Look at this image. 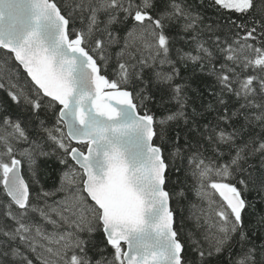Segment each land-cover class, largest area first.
I'll list each match as a JSON object with an SVG mask.
<instances>
[{
    "label": "snow or ice",
    "instance_id": "snow-or-ice-1",
    "mask_svg": "<svg viewBox=\"0 0 264 264\" xmlns=\"http://www.w3.org/2000/svg\"><path fill=\"white\" fill-rule=\"evenodd\" d=\"M0 264H264V0H0Z\"/></svg>",
    "mask_w": 264,
    "mask_h": 264
},
{
    "label": "trees",
    "instance_id": "trees-1",
    "mask_svg": "<svg viewBox=\"0 0 264 264\" xmlns=\"http://www.w3.org/2000/svg\"><path fill=\"white\" fill-rule=\"evenodd\" d=\"M49 183H51V181H49Z\"/></svg>",
    "mask_w": 264,
    "mask_h": 264
}]
</instances>
